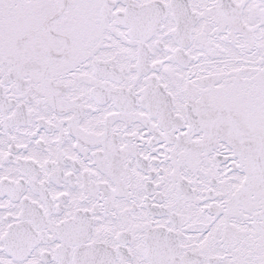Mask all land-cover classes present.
<instances>
[{
	"label": "snow or ice",
	"instance_id": "1",
	"mask_svg": "<svg viewBox=\"0 0 264 264\" xmlns=\"http://www.w3.org/2000/svg\"><path fill=\"white\" fill-rule=\"evenodd\" d=\"M0 264H264V0H0Z\"/></svg>",
	"mask_w": 264,
	"mask_h": 264
}]
</instances>
